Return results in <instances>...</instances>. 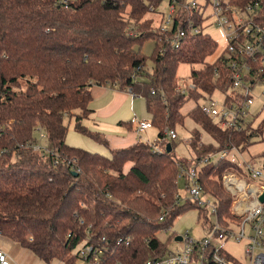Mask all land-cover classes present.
Wrapping results in <instances>:
<instances>
[{
    "label": "trees",
    "instance_id": "trees-1",
    "mask_svg": "<svg viewBox=\"0 0 264 264\" xmlns=\"http://www.w3.org/2000/svg\"><path fill=\"white\" fill-rule=\"evenodd\" d=\"M159 1L0 0V234L44 261L84 262L80 244L104 238L101 264H145L167 250L158 233L176 216L192 206L205 216L197 201L177 198L178 166L183 164L163 133L185 115L212 139L198 145L200 130L194 128L189 144L195 156L185 165L198 166L202 194L215 205V222L232 229L241 220L221 180L226 169L240 171L241 166L234 155L203 158L222 148L247 149L262 136L264 116L234 131L217 126L198 104L185 114L180 111L187 98L209 95L215 86L225 90L227 70L219 57L205 60L217 43L203 32L197 7L189 10L200 27L197 33L187 34L178 47L163 40L147 15ZM249 1L228 0L237 5ZM261 7L264 19V0ZM148 39L154 44L147 55L141 46ZM180 63L199 65L191 66L193 87L186 93L177 90ZM115 82L144 98L151 125L158 129L155 139L110 149V156L68 145L67 119L72 116L76 131L107 144L80 120L91 112V85ZM120 123L131 126L130 121ZM39 131L45 136L43 150L33 148Z\"/></svg>",
    "mask_w": 264,
    "mask_h": 264
},
{
    "label": "built area",
    "instance_id": "built-area-1",
    "mask_svg": "<svg viewBox=\"0 0 264 264\" xmlns=\"http://www.w3.org/2000/svg\"><path fill=\"white\" fill-rule=\"evenodd\" d=\"M178 6V8H177ZM210 7L213 22L224 30L227 43L219 60L227 70L228 87L223 90L221 86H215L213 91L221 93L220 100L214 99L205 94L204 99L198 104L201 112L210 117L212 121L221 128L240 131L246 127L251 117L250 106L253 103L252 90L258 83H264V19H260L261 0H251L243 5L232 4L228 0H169V9L166 15L162 16L158 23L159 32L163 40L170 47H178L187 34L197 33L200 27L195 24L191 11L198 8L200 17H205L206 7ZM177 8V9H176ZM183 11L180 19L175 22L178 11ZM202 18V19H203ZM215 77L219 76V68L213 67ZM177 90L186 93L193 84L182 80ZM117 85V83H113ZM134 96L141 95L126 88ZM154 89H150V94ZM211 95V94H209ZM151 126L150 120H138L137 130H143ZM40 130V129H38ZM165 137L177 138L173 128L165 126L163 129ZM39 138L44 140V134L39 131ZM190 142V138L188 139ZM199 145L202 142L198 141ZM43 142L33 144L35 150H43ZM236 151L232 148L218 150L219 157H225L229 151ZM241 155V152L239 153ZM211 155L204 157L203 161ZM251 159L244 161V166L236 172L226 169L222 176L224 189L232 197V211L241 217L238 224L239 230L220 227L214 223L213 227L218 228L217 234L205 236L201 239H192L185 231L181 240L172 250H166L163 255L147 259L145 264H264V201L258 199L259 194L264 190V183L254 182L253 179L262 175L261 169L252 165ZM239 174V175H238ZM186 181V191L193 201L201 206L207 204L210 211L215 213L213 201L202 194L198 182V166L194 164L179 165L177 178ZM180 199V196L177 197ZM160 220L163 215H159ZM82 222V219H80ZM246 222H249V233L246 231ZM169 227H164L167 231ZM218 242L214 243L213 238ZM229 237L235 241L245 240L243 249L244 258L237 259L228 256L221 251L222 243ZM27 239H31L28 235ZM99 240L97 242L83 241L78 248V255L86 264H101L105 245ZM122 237L117 239V243ZM213 244L212 250H208ZM0 264H12L7 254L0 249Z\"/></svg>",
    "mask_w": 264,
    "mask_h": 264
},
{
    "label": "rangeland",
    "instance_id": "rangeland-1",
    "mask_svg": "<svg viewBox=\"0 0 264 264\" xmlns=\"http://www.w3.org/2000/svg\"><path fill=\"white\" fill-rule=\"evenodd\" d=\"M178 8V6H177ZM176 8V9H177ZM169 9V0H160L158 4H156L153 8V10L148 12V16L153 18V22L155 25L161 22L162 17L161 15H166L167 11ZM204 13L206 16L201 21V26L204 33L209 34L217 43V46L213 53L208 55L205 60L207 62H212L216 57L223 54L227 38L225 36L224 30L214 24L213 22V16L210 12V7H206ZM154 41L152 39L146 40L142 46L141 51L145 54H150L152 47H153ZM146 66H151V61L149 59H146ZM191 66L197 67L198 64L190 65L188 63H180L177 68V77L179 81L185 80L189 81V74ZM211 96L214 99L220 100L222 97L221 93L218 91H213ZM252 98L253 103L250 106V112L251 117L250 119L253 120V124L256 125L264 116V83H258L255 85V87L252 90ZM204 96H200L197 99L195 98H187L183 104L180 107V111L182 113H186L190 108H192L194 105L199 104L203 101ZM73 117V116H72ZM67 119L69 124H73V119ZM70 120V121H69ZM132 126H135V123H132ZM194 128H197L200 130V137L199 141L202 143H209L212 142V139L208 135L207 132L199 128V125L196 123L195 120H193L190 116L185 115L183 118L182 123H176L174 126V130L176 132L177 138L175 139H167L168 141L173 142V150L172 153L177 157V159L185 165L186 162L190 161L195 156V151L190 146L188 139L191 137L192 130ZM158 129L156 126H151L150 128L146 129L145 131L140 133V139L144 141L151 142L155 139L157 135ZM37 139L42 142L43 140L39 138V134H36ZM199 145V144H198ZM203 145V144H202ZM240 151H232L228 154L227 157L232 158L234 155V158L236 159L237 163L242 167L244 166V161L251 159L252 165L261 169L262 175L254 178V182L258 183H264V132L262 136L258 137L254 143L249 145L247 149L241 152V155H239ZM219 157L218 151L211 154V160L216 161ZM130 165L129 162L125 164V168H128ZM243 168V167H242ZM235 171L234 169H231ZM238 173V171H236ZM239 175V174H238ZM178 193L180 194V203L184 202L186 199L193 201L185 187L184 179L178 177ZM202 208L204 209L205 216L199 215V208L197 207H190L186 209L184 212L180 213L178 216H176L171 223V226L168 228L167 231L160 230L158 233V236L166 242H167V249L172 250L176 247L179 240H176L178 236H180L185 231H188L190 237L192 239H201L205 236L209 237L212 236V229L213 225L215 223V217L214 214L210 211V208L207 204L202 205ZM246 231L249 233V222H246ZM233 231H238L239 226L233 225L232 226ZM216 238L214 237L213 240ZM232 241L233 238L229 237L225 241ZM78 248V246L75 248V250ZM237 250V248H236ZM78 264H86L85 262H82L79 260Z\"/></svg>",
    "mask_w": 264,
    "mask_h": 264
},
{
    "label": "crops",
    "instance_id": "crops-1",
    "mask_svg": "<svg viewBox=\"0 0 264 264\" xmlns=\"http://www.w3.org/2000/svg\"><path fill=\"white\" fill-rule=\"evenodd\" d=\"M90 91L91 100L88 107L91 112L87 117L82 118L80 123L90 131L99 133L106 139L107 144L76 131L74 117H72L73 124L68 123L65 134V142L68 145L110 156V149L125 147L136 142L140 139V133L152 126L137 130L138 120H150V113L147 111L144 98L134 96L126 89L109 83L92 84ZM120 121H130L131 126H126ZM132 123H135L134 127ZM213 242L216 243L218 240L215 239ZM244 245L245 240H227L222 243V248L235 258L242 259L244 258ZM0 249L7 254L12 264H66L58 258L44 261L27 246L1 234Z\"/></svg>",
    "mask_w": 264,
    "mask_h": 264
},
{
    "label": "water",
    "instance_id": "water-1",
    "mask_svg": "<svg viewBox=\"0 0 264 264\" xmlns=\"http://www.w3.org/2000/svg\"><path fill=\"white\" fill-rule=\"evenodd\" d=\"M166 150H167V151L170 150V145H169V143L166 144ZM258 199H259V201H261V202L264 201V190H263V192H262L261 194H259ZM176 240H181V236H178V237L176 238Z\"/></svg>",
    "mask_w": 264,
    "mask_h": 264
}]
</instances>
